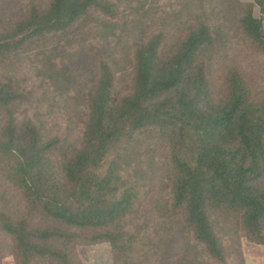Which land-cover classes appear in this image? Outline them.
<instances>
[{"label": "trees", "instance_id": "trees-1", "mask_svg": "<svg viewBox=\"0 0 264 264\" xmlns=\"http://www.w3.org/2000/svg\"><path fill=\"white\" fill-rule=\"evenodd\" d=\"M264 0H0V257L247 264L264 246Z\"/></svg>", "mask_w": 264, "mask_h": 264}, {"label": "rangeland", "instance_id": "rangeland-1", "mask_svg": "<svg viewBox=\"0 0 264 264\" xmlns=\"http://www.w3.org/2000/svg\"><path fill=\"white\" fill-rule=\"evenodd\" d=\"M259 9L256 7L255 12L257 15L262 16L264 23V11L261 12ZM244 58L247 59L245 64L248 68H251L258 84L264 87V60L255 55L248 59L244 54ZM243 249L247 264H264V246L243 240ZM77 251L83 264H114L109 243L78 246ZM0 264H14L11 250L7 247L3 249Z\"/></svg>", "mask_w": 264, "mask_h": 264}, {"label": "crops", "instance_id": "crops-1", "mask_svg": "<svg viewBox=\"0 0 264 264\" xmlns=\"http://www.w3.org/2000/svg\"><path fill=\"white\" fill-rule=\"evenodd\" d=\"M247 1H249V0H247Z\"/></svg>", "mask_w": 264, "mask_h": 264}]
</instances>
